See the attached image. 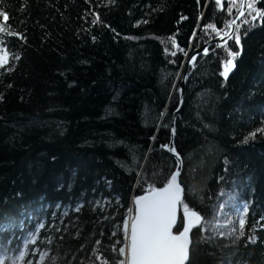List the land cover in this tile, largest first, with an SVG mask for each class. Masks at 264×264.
Instances as JSON below:
<instances>
[{
    "label": "trees",
    "instance_id": "1",
    "mask_svg": "<svg viewBox=\"0 0 264 264\" xmlns=\"http://www.w3.org/2000/svg\"><path fill=\"white\" fill-rule=\"evenodd\" d=\"M239 3L0 0L19 34L0 32V49L18 57L0 68L5 264H128L120 249L135 198L166 185L177 166L169 145L186 62ZM245 9L239 43L215 44L191 66L175 122L182 205L203 217L187 264H264V135L245 142L264 128V20ZM229 51L240 54L225 79Z\"/></svg>",
    "mask_w": 264,
    "mask_h": 264
},
{
    "label": "snow or ice",
    "instance_id": "2",
    "mask_svg": "<svg viewBox=\"0 0 264 264\" xmlns=\"http://www.w3.org/2000/svg\"><path fill=\"white\" fill-rule=\"evenodd\" d=\"M219 3V0H217ZM232 3V0H229ZM256 0L246 5L249 10L251 20L255 21L257 18L264 20V10H259L255 7ZM231 7L228 11H231ZM252 13H255L252 15ZM238 15H244L242 10L238 11ZM0 18L4 23H0V32L8 33L11 35H19L17 33H10L7 25L10 19L7 12H0ZM99 18L97 17L98 22ZM228 27H231L229 25ZM225 35L230 39H235L239 43V36L235 32H225ZM20 38L24 37L20 35ZM226 46V45H225ZM175 55V53H172ZM206 54V53H205ZM239 51H229L227 59L223 65L221 75L227 79L229 73L235 67L234 61L239 55ZM10 59H18L12 55L10 57L6 47L0 49V68H4L9 64ZM194 59V58H193ZM2 99V97H0ZM257 134L264 135V128H258L246 137L248 139L254 138ZM169 151H175L170 148ZM178 155V154H177ZM179 169L171 175L166 185L162 188H155L150 186L148 193L144 196L137 198L135 201L137 205V214L132 218L131 225L124 224V232L128 243L124 248L120 249L122 254L128 257V264H186L189 258L190 238L189 233L194 226L200 225L202 217L196 212L191 210L188 205H182V192L179 182ZM183 206V216L187 223L183 225V230L178 234L173 232V227L177 219L178 206ZM244 220L239 221L240 236L244 235ZM43 228L44 225H40ZM38 231L33 236H30L22 243L23 248H27L29 244H35ZM25 253L20 252L18 259H23ZM9 258H0V264H5ZM10 264H16V260H11ZM120 264H125L122 260Z\"/></svg>",
    "mask_w": 264,
    "mask_h": 264
},
{
    "label": "water",
    "instance_id": "3",
    "mask_svg": "<svg viewBox=\"0 0 264 264\" xmlns=\"http://www.w3.org/2000/svg\"><path fill=\"white\" fill-rule=\"evenodd\" d=\"M246 1L247 0H240V3H239V7H238V10H237V13L235 15V17L233 18V20L230 22L229 25H231V27H226L222 30V33L217 36L216 38L210 40L208 43L204 44L203 46L195 49L191 55L189 56L187 62H186V65H185V69L183 71V74H182V77L180 79V82H179V89H180V103H179V106L178 108L175 110V112L173 113V118H172V124H171V140H170V145H169V149L170 148H174L175 151H169L172 156L176 159L177 161V166H176V169L173 173H175L178 169H179V177H178V182L181 186V188L183 189V192H182V200H183V197H184V188H183V185L181 184L180 182V177H181V174H182V170H183V160L182 158L179 156L178 152H177V149H176V145H175V138H176V119H177V116L178 114L180 113V110L182 108V105H183V102H184V97H185V87H186V78H187V75H188V72L191 68V66L193 65L196 57L200 54H207V50L212 47L213 45L217 44V48L219 47H222L224 46L229 40H231L228 36L225 35V32H236V27L240 21V19L244 16H239L238 15V11L242 10L245 14V6H246ZM194 58V59H193ZM178 154V155H177ZM165 186V185H164ZM162 186V187H164ZM162 187H159V188H162ZM148 192L144 193V194H141L139 196H137L135 198V201L137 200V198L141 197V196H144L146 195ZM193 211H196L200 216L201 214L195 210V209H191ZM180 212H181V206H178V209H177V219H176V223L173 227V232L175 234H178L180 231L183 230V228L180 230V231H176V228H177V225H178V222H179V218H180ZM137 214V205L135 203V213H134V216ZM202 217V216H201ZM132 222V221H131ZM202 222H203V217H202V221H201V224L200 225H197V226H194L190 233H189V238H190V246H189V257H190V247H191V238H192V232L194 231V229L200 227L202 225ZM187 223L186 219L184 218V225ZM131 225V223H130ZM188 261H189V258H188ZM188 261L186 262V264L188 263Z\"/></svg>",
    "mask_w": 264,
    "mask_h": 264
},
{
    "label": "rangeland",
    "instance_id": "4",
    "mask_svg": "<svg viewBox=\"0 0 264 264\" xmlns=\"http://www.w3.org/2000/svg\"><path fill=\"white\" fill-rule=\"evenodd\" d=\"M232 219L235 220V225H236V227H238V228L240 229L239 221L241 220V218L238 217V218L236 219L235 216H234V217H232ZM16 263L19 264V263H20V260H17Z\"/></svg>",
    "mask_w": 264,
    "mask_h": 264
},
{
    "label": "bare ground",
    "instance_id": "5",
    "mask_svg": "<svg viewBox=\"0 0 264 264\" xmlns=\"http://www.w3.org/2000/svg\"><path fill=\"white\" fill-rule=\"evenodd\" d=\"M216 48H217V46H216ZM207 53H208V50H207ZM190 55H191V54H190ZM198 56H199V55H198ZM198 56H197V57H198ZM197 57H196V59H197ZM196 59H195V61H196ZM195 61H194V62H195ZM184 69H185V67H184Z\"/></svg>",
    "mask_w": 264,
    "mask_h": 264
}]
</instances>
